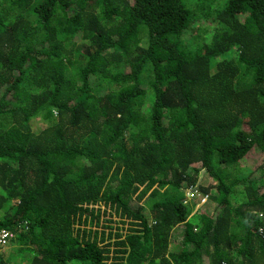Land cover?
I'll use <instances>...</instances> for the list:
<instances>
[{"label":"trees","instance_id":"obj_1","mask_svg":"<svg viewBox=\"0 0 264 264\" xmlns=\"http://www.w3.org/2000/svg\"><path fill=\"white\" fill-rule=\"evenodd\" d=\"M0 228V264H264V0H0Z\"/></svg>","mask_w":264,"mask_h":264},{"label":"rangeland","instance_id":"obj_2","mask_svg":"<svg viewBox=\"0 0 264 264\" xmlns=\"http://www.w3.org/2000/svg\"><path fill=\"white\" fill-rule=\"evenodd\" d=\"M191 193V190L188 189L187 191V195H189ZM198 198H200V196H198ZM204 198H200V201L203 202ZM196 208V207H195ZM194 212V210H193ZM192 212V213H193ZM191 213V214H192ZM114 240V239H113ZM0 254L6 258L7 260H16V261H24V262H28L31 253L28 252L29 257L27 258V253L23 252L21 253V255L19 256L18 253H16V250L12 249L10 250V246L8 245H4V246H0ZM27 258V259H26ZM18 259V260H17Z\"/></svg>","mask_w":264,"mask_h":264},{"label":"built area","instance_id":"obj_3","mask_svg":"<svg viewBox=\"0 0 264 264\" xmlns=\"http://www.w3.org/2000/svg\"><path fill=\"white\" fill-rule=\"evenodd\" d=\"M14 233L7 228H0V246L7 245V243L13 239Z\"/></svg>","mask_w":264,"mask_h":264}]
</instances>
